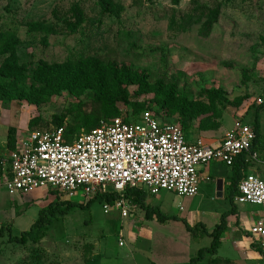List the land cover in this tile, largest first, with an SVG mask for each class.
<instances>
[{
    "label": "rangeland",
    "instance_id": "1",
    "mask_svg": "<svg viewBox=\"0 0 264 264\" xmlns=\"http://www.w3.org/2000/svg\"><path fill=\"white\" fill-rule=\"evenodd\" d=\"M74 1L0 0V30L22 40L12 53L0 46V88L7 87L15 97L0 104V154H8L11 127L20 149L33 132L53 130L59 116L65 119V129L78 126L73 137L86 130L81 119L92 111L93 91L64 89L50 95L37 70L45 63L76 62L81 56L130 69L143 80L129 86L130 103H117L120 115L128 119L150 111L164 123L180 125L178 113L159 102L164 91L206 100L202 91L213 88L222 96L216 102L218 113L207 115L220 125L202 130L200 118L195 119L188 132L191 143L202 137L224 139L237 123L253 125L257 109L264 137V0H110L119 18L105 14L97 0H80L83 21L73 28ZM217 7L219 20L205 35L203 25ZM47 23L58 32L48 34L40 27ZM199 189L193 197L166 190L146 197L147 205H159L169 216L166 225L149 219L135 201L125 218L117 208L106 213L102 198L82 207L79 204L91 199L80 192L65 213L49 216L47 233L38 243L22 245L9 241L10 231L20 235L38 219L41 208L69 200L46 188L20 195L0 186V225L7 226L0 236V264H190L200 249L211 246L212 232L232 208L228 188L222 196L214 181ZM236 206L237 216L241 213L247 222L236 223L232 214L226 222L249 227L260 207ZM144 219L153 230H145ZM244 236L225 229L217 254L205 252L197 263L264 264V255L249 248Z\"/></svg>",
    "mask_w": 264,
    "mask_h": 264
},
{
    "label": "built area",
    "instance_id": "2",
    "mask_svg": "<svg viewBox=\"0 0 264 264\" xmlns=\"http://www.w3.org/2000/svg\"><path fill=\"white\" fill-rule=\"evenodd\" d=\"M256 138L254 126L241 122L218 145L191 143L179 124L164 123L150 111L136 120L119 115L101 119L97 127L71 141L64 127L33 132L23 148L17 144L16 150L0 154V186L20 195L52 189L69 201L80 192L87 199L117 192L121 198L113 205L106 203L105 212L117 208L125 218L133 207L123 195L127 187L145 188L151 195L166 190L196 196L202 180L211 179L201 176L200 167L216 161L231 166L243 154L259 161L252 151ZM235 202L260 207L248 235L264 255V171L243 175Z\"/></svg>",
    "mask_w": 264,
    "mask_h": 264
},
{
    "label": "trees",
    "instance_id": "3",
    "mask_svg": "<svg viewBox=\"0 0 264 264\" xmlns=\"http://www.w3.org/2000/svg\"><path fill=\"white\" fill-rule=\"evenodd\" d=\"M98 5L101 9L113 17H120V13L116 10L113 3L110 0H97ZM179 2V0H175ZM72 14L75 16L76 25H72L73 28L79 26L83 21V11L80 6V0H75L71 7ZM220 16V8H215L208 16L207 21L203 25L204 34H210L215 24L218 22ZM39 25L37 24L34 29ZM40 27L45 30L48 34H54L58 32L57 27L52 23L42 24ZM22 43L20 37L11 32H5L0 30V46L3 52L12 53L19 44ZM83 56L77 59L76 62L65 61L62 63L43 64L37 70L40 78L43 82V86L46 88L50 95L58 94L64 89L70 91L78 90H89L93 91V96L90 98L92 105V111L90 115L82 116V127L89 132L93 128L97 127L101 119H108L111 117L119 116L120 112L117 106L118 102L130 103L129 86L141 83L138 79V75L133 73L130 69L119 67L114 63H104L99 58L89 57L88 60H83ZM202 96L207 98L203 99H191L186 94L177 95L176 91H164L161 95L162 99L159 100L162 107L170 108L172 112H176L179 115L180 126L186 132L188 138V132L191 127V123L200 118V128L202 130H210L220 125V122L213 120V117L208 116L209 113H218L217 101L222 96V91L217 89L203 90ZM21 96V97H20ZM24 97L19 95V98ZM12 98L9 95L7 87L0 88V104L2 102H8ZM264 107V102L261 104ZM110 114L113 116L108 117ZM90 118H92L90 122ZM33 119L29 122V127L33 125ZM65 119L62 116L56 118V127H64ZM253 126L257 133V138L252 147L253 152L264 151V137L260 133V109H257L256 116L253 122ZM78 126H70L65 129V137L71 141L74 137V131ZM65 128V127H64ZM83 133V132H82ZM16 130L11 127L8 133L7 150L12 151L17 149V137ZM80 135V134H79ZM1 157V156H0ZM253 161L245 159L241 156L239 159L236 158L234 163L231 165L234 168V175L231 177V184L227 186L230 192V199L232 203L231 210L227 211L223 215L222 222L212 232L213 240L212 244L208 248H202L199 250L196 257H192L190 264H198L199 260L204 259L203 254L209 252L212 255L217 254L218 248L221 245V235L227 228L226 216L229 214H237L238 209L234 203L235 193H238V184L240 179L243 177L242 172L246 170L248 165L252 164ZM54 194L59 195L55 190L48 189ZM124 197L129 199L131 202L140 204L141 207L146 209V215L148 218L156 216L158 220L163 221L169 218L165 213L162 212L161 208L156 205H147L145 203L146 197L149 195L148 190L141 187H127L123 193ZM60 196V195H59ZM102 198L106 203L113 205L117 199L121 198V194L117 192H110L107 194H98L94 199ZM94 199L89 200L86 204H79L82 207H89ZM66 204V208H62V204ZM72 204L70 201H58L51 202L47 207L41 208L39 211L38 219L31 225L27 230L22 231L20 235H13L10 232V242H18L22 245H26L29 241L38 243L47 233L48 222L50 221L49 216H55L58 212L65 213L68 207ZM7 226L0 225V236L4 235ZM189 229H193L188 225Z\"/></svg>",
    "mask_w": 264,
    "mask_h": 264
},
{
    "label": "crops",
    "instance_id": "4",
    "mask_svg": "<svg viewBox=\"0 0 264 264\" xmlns=\"http://www.w3.org/2000/svg\"><path fill=\"white\" fill-rule=\"evenodd\" d=\"M223 139H221V140H212V139H209V138H207V137H202L201 138V141H203V142H205V143H207V144H210V145H218L221 141H222ZM258 155H259V161H264V151L263 150H260L259 152H258ZM241 156H243L245 159H247L248 157H249V155L248 154H243V155H241ZM241 156H239V157H237L238 159L241 157ZM259 161H256V162H253L252 164H250V165H248V167H247V169L246 170H243V172H242V175H244V174H246V173H249V171H251V172H263L264 171V163H261V162H259ZM200 174H201V176H203V178H205V177H210L211 179L210 180H206V179H204V180H202V182H201V184H203V183H205V182H207V181H214L215 182V186L217 187V190H218V195L219 196H222V195H227L228 193H229V195H230V192H228L227 193V186L228 185H230L231 184V182H230V179H231V177L234 175V168L232 167V166H228V165H226L225 163H223V162H218V161H216V162H211L210 164H208V165H206V166H202V167H200ZM200 190V189H199ZM162 192V191H161ZM160 192V193H161ZM159 193V194H160ZM158 194V195H159ZM236 194L237 193H235V196H236ZM158 195H154V196H158ZM198 195V194H197ZM235 196H234V203L237 205V204H241V203H236L235 202ZM156 206H159V205H156ZM238 209V208H237ZM163 212V211H162ZM238 213H239V210H238ZM237 213V214H238ZM237 214H232V216H233V218H235L236 219V223L237 222H241V223H244V221H245V219L243 218V215L240 213L239 214V216H237ZM168 216V215H167ZM231 216V217H232ZM169 217V216H168ZM254 217H252V219H253ZM149 219H152V220H156L157 222H161V223H163L164 225H166L167 224V222L170 220V219H168V218H166V219H164L163 221H160V220H158L157 219V217L154 215V216H152L151 218H149ZM227 221H228V223H227V228L226 229H232V228H234V230H235V234H236V232H237V230L238 231H242L243 233H245V238L248 240V238H249V235H248V228L249 227H247V228H244V226L243 225H241L240 224V226L238 225V227H232V225L230 224V220L229 219H227ZM251 221L252 220H250L249 221V223L251 224ZM247 221H245V223H246ZM145 228H147V229H145V230H153L152 229V227H149V226H147V224L145 223V219H144V225H143ZM231 226V227H230ZM240 228V229H239ZM243 237V238H244ZM222 240V239H221ZM237 242V241H236ZM248 242L250 243V245H249V243H248V247L250 248V246H252V244H251V242H250V239L248 240ZM221 244H222V242H221ZM156 264V263H155Z\"/></svg>",
    "mask_w": 264,
    "mask_h": 264
}]
</instances>
